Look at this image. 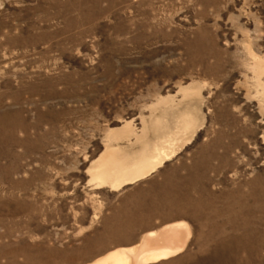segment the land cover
Masks as SVG:
<instances>
[{
  "label": "rangeland",
  "instance_id": "rangeland-1",
  "mask_svg": "<svg viewBox=\"0 0 264 264\" xmlns=\"http://www.w3.org/2000/svg\"><path fill=\"white\" fill-rule=\"evenodd\" d=\"M260 62L264 0H0V264H83L177 220L186 247L150 264H264ZM193 105L155 171L88 183L106 145H142L112 130L152 141Z\"/></svg>",
  "mask_w": 264,
  "mask_h": 264
},
{
  "label": "bare ground",
  "instance_id": "bare-ground-1",
  "mask_svg": "<svg viewBox=\"0 0 264 264\" xmlns=\"http://www.w3.org/2000/svg\"><path fill=\"white\" fill-rule=\"evenodd\" d=\"M254 66L256 71L264 70V64L261 62ZM257 83L261 86L264 93V82H260L257 79ZM199 94V90L195 85L190 84L183 88V97L188 99L199 97ZM161 101L164 102L166 100ZM197 111L198 108L195 105L192 108L190 107V109H186L180 118L176 119L175 129L169 128V125L166 126V121L165 123L162 121L167 111L163 112L164 117L162 119L154 117L155 119L151 122V126L154 129L152 132L155 133L157 138L155 137V140L151 139L152 141L147 140V126H145V122H143L142 128L139 131L131 127L132 122L129 121H126L123 127L121 126V130L117 129L114 132L112 130L106 135L108 139H112L111 141H115V138H125L126 140L133 138L134 142L142 141V145L137 150H128V147L126 148L127 150H124L122 147H113L110 141L111 145H106L103 152L91 161L88 167V183L91 182L95 188L107 185L110 187L109 189H118L155 171L173 153L174 145L177 141H183L187 137H190V134L194 131V124L198 119L196 117L197 113L195 114ZM13 124V116L0 114V129L12 126ZM132 142L131 144H133ZM190 234V226L186 221H173L162 225L158 229L144 232L135 244L115 246L83 264L156 263L182 252L187 245Z\"/></svg>",
  "mask_w": 264,
  "mask_h": 264
}]
</instances>
